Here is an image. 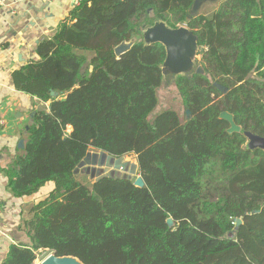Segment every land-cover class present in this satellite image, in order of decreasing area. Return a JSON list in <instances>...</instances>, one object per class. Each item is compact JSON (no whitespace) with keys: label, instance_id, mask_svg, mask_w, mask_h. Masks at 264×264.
<instances>
[{"label":"trees","instance_id":"trees-1","mask_svg":"<svg viewBox=\"0 0 264 264\" xmlns=\"http://www.w3.org/2000/svg\"><path fill=\"white\" fill-rule=\"evenodd\" d=\"M193 1L81 0L37 44L38 60L12 74L49 106L4 171L8 187L15 198L53 189L24 222L30 245H11L1 264H34L39 250L83 264H264V151L220 119L264 138V0H222L209 15L192 14ZM156 22L197 37L202 73L174 77L183 119L169 109L149 120L166 50L141 35ZM91 151L134 155L144 186L80 183Z\"/></svg>","mask_w":264,"mask_h":264},{"label":"crops","instance_id":"crops-1","mask_svg":"<svg viewBox=\"0 0 264 264\" xmlns=\"http://www.w3.org/2000/svg\"><path fill=\"white\" fill-rule=\"evenodd\" d=\"M216 3L201 4L197 13ZM74 7L73 0H6L0 8V264L11 245H30L24 222L30 219L33 205L53 189V184L47 183L32 196L15 198L8 187L4 171L23 154L31 115L36 110L48 111L49 106L18 90L12 74L38 60L37 44L50 38L61 24H69Z\"/></svg>","mask_w":264,"mask_h":264},{"label":"water","instance_id":"water-1","mask_svg":"<svg viewBox=\"0 0 264 264\" xmlns=\"http://www.w3.org/2000/svg\"><path fill=\"white\" fill-rule=\"evenodd\" d=\"M222 0H194L191 13L197 14L201 4L206 2H219ZM144 37L145 44L160 43L164 46L166 50V59L162 66V73L168 74L171 73L175 76L177 75H187L191 73L192 70L196 69L198 74L202 73L201 67L194 65L193 60L195 61L197 54V37L188 30L185 26H179L176 29H171L167 27L162 22H156L153 26L149 27L146 31L142 33ZM136 42V39L133 38L128 42H122L120 45L116 46L114 49V54L116 57L121 56L131 49V47ZM57 96V93L51 92V97L54 98ZM34 114L31 115L33 117ZM186 119H188V112H186ZM220 119L225 120L229 123V133H239L241 132L246 138V148L255 149L259 148L264 151V138L253 135L250 132L241 131L240 127L236 126L232 116L228 113H222ZM28 130V127H26ZM20 147H23V144L20 142ZM122 158L114 159L112 156L106 154L103 151L98 152H89L83 158L82 162L78 165V168L86 167L85 170L87 174L91 177L95 176L93 183L98 181L104 176H100L101 168L105 163L110 162L111 160L119 161ZM76 169V170H77ZM110 177V176H107ZM134 186L142 188L144 186L142 178L139 176L134 181ZM235 228H237L241 223L242 219H236ZM166 224L169 227L173 226V221L169 218L166 220ZM39 264H83L77 258L72 256H57L54 253H50L45 257Z\"/></svg>","mask_w":264,"mask_h":264},{"label":"rangeland","instance_id":"rangeland-1","mask_svg":"<svg viewBox=\"0 0 264 264\" xmlns=\"http://www.w3.org/2000/svg\"><path fill=\"white\" fill-rule=\"evenodd\" d=\"M214 5L204 6L202 12L209 14L210 11H212L213 7H215ZM141 40L145 42L143 35H141ZM89 55L90 54H87L88 57ZM196 58H198L197 55H196ZM193 62H194V65L197 66L194 60ZM87 69L89 71V68H85L84 72ZM174 77L175 75L171 73H168V74L166 73L163 75L162 84L157 90L158 104L156 105L152 113L150 114L149 120H153V118H155L158 114H160L164 110H169V109L176 111L181 117V119L185 117L181 98L174 85ZM101 169L102 170H101L100 176H110L114 178H127L132 181H135L136 178L139 177L137 161L134 155L125 156L119 161H117V163L116 161L111 160L110 162L105 163ZM84 174H87L85 168L78 169L76 171L77 180L80 183L89 186V184L95 179V176L91 177L89 175L86 176ZM50 253L51 252H48L47 250L37 251L36 260L34 264H39Z\"/></svg>","mask_w":264,"mask_h":264},{"label":"built area","instance_id":"built-area-1","mask_svg":"<svg viewBox=\"0 0 264 264\" xmlns=\"http://www.w3.org/2000/svg\"><path fill=\"white\" fill-rule=\"evenodd\" d=\"M81 0H73L74 6H78ZM6 3V0H0V8H2Z\"/></svg>","mask_w":264,"mask_h":264}]
</instances>
